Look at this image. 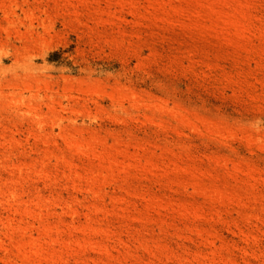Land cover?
Returning <instances> with one entry per match:
<instances>
[{
    "label": "rangeland",
    "instance_id": "obj_1",
    "mask_svg": "<svg viewBox=\"0 0 264 264\" xmlns=\"http://www.w3.org/2000/svg\"><path fill=\"white\" fill-rule=\"evenodd\" d=\"M0 264H264V0H0Z\"/></svg>",
    "mask_w": 264,
    "mask_h": 264
}]
</instances>
